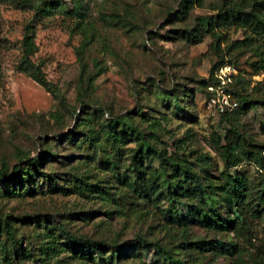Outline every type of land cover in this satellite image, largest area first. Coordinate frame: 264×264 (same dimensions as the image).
Instances as JSON below:
<instances>
[{
    "label": "rangeland",
    "instance_id": "rangeland-1",
    "mask_svg": "<svg viewBox=\"0 0 264 264\" xmlns=\"http://www.w3.org/2000/svg\"><path fill=\"white\" fill-rule=\"evenodd\" d=\"M44 1L0 0V170L6 165L11 177L30 161L39 165V174L23 180L19 191L0 178V264H169L158 247L140 246L141 240L185 264H231L232 232L186 217L191 207L212 213L211 199L170 200L156 189L162 171L178 176L170 167L175 164L219 186L225 173L260 180L264 168L243 155L229 168L222 147L235 128L247 151L261 150L264 157L262 44L232 49L250 36L233 27L222 31L218 46L204 31L191 37L201 18L219 12L222 0L194 3L186 15L184 0H87L82 22L55 9L57 0L42 12ZM59 2L65 10L79 4ZM26 36L45 86L21 67ZM221 62L254 102L229 116L231 123L207 116L200 84ZM122 128L136 133L123 136ZM137 181L147 197L137 194ZM216 200L221 217H231L219 195ZM61 227L76 238L119 247L122 256L74 247ZM259 237L264 241V234Z\"/></svg>",
    "mask_w": 264,
    "mask_h": 264
},
{
    "label": "trees",
    "instance_id": "trees-1",
    "mask_svg": "<svg viewBox=\"0 0 264 264\" xmlns=\"http://www.w3.org/2000/svg\"><path fill=\"white\" fill-rule=\"evenodd\" d=\"M12 1L17 2V0ZM86 1L87 0H79V4L73 10H65L63 5L57 0L55 2L57 3L55 9H59L63 15L70 19H76L77 22H82L87 16ZM202 1L203 0H184L183 14L186 15L194 3L200 4ZM53 6V2L46 0L43 2L41 11L49 12L53 9ZM200 22L199 30L196 31V34L193 33V35H191L193 39L200 37V31H204V33L210 35L214 39L218 46L221 44L220 37L222 31L233 27L248 31L250 36L246 37L242 42L233 43L232 49L235 50L242 45H250L255 42H260L264 49V0L255 2L252 5L248 3V0H222L219 12L214 16L201 18ZM23 45L25 48V55L21 62L22 69L24 71H29L37 82L45 86L46 82L42 77L40 68L35 66L31 60L34 53V43L31 41L30 37L26 36L23 40ZM226 65H228V63L225 62L214 64L211 68L208 80L200 83L204 88L205 103L207 101V86L215 81V72ZM243 86L241 78L239 76H233L231 93L238 101L237 103L239 106L234 111L222 115L220 117L221 123H231L232 120L229 119V116H238L241 114V109L248 110L253 107L254 102L248 101L247 98L242 95ZM261 105L264 106V101L261 102ZM114 124L116 126L120 123L116 121ZM121 133L123 136H133L136 132L135 130H131V134H128L127 130L122 128ZM228 133L229 134L224 137L225 145L222 147V150L229 168H234L242 162V160L238 158L239 155L245 156L248 161H254L261 168H264V157L261 155V150L247 151L245 142L241 140L235 128L229 130ZM135 139L138 140L137 137ZM66 142L72 143V138L67 137ZM146 149L148 151L146 152L147 154L154 152L161 167L166 166L165 160L161 157L160 153L153 151L149 146H147ZM139 155L141 157L142 152H139L137 156ZM38 166L36 160L30 161L27 168L22 170L23 172H20L21 174H19V169L16 168L15 172H13L10 177L7 173V166L3 165L0 170V178L5 182H9V187H17L16 189L12 188L13 191H19L23 180H28V182H30L34 172L36 175L39 174L37 170ZM170 167L173 168L172 171H177L178 176H173L162 171L161 182L157 185L156 192L161 191L162 194L165 192L170 196V200L174 199V197H183L184 195L204 196L205 198L211 199V205H214L216 208L212 213L203 209L197 210L191 207L187 210L186 217H189V219L190 217L205 218L217 224L216 226L221 230L232 232L231 250L229 254V256L232 257L231 264H264V241L259 237L264 234V173L258 182L251 181L244 174L225 173L222 174L223 183L219 186L211 182L205 183V180L202 182V179L196 173L185 169L179 164L171 165ZM41 177L47 180L48 183L50 182V177L44 175ZM135 190L137 194L140 195L139 197L148 196V192L141 182H135ZM217 195L221 197V203L223 204L222 208L225 209L231 217H221V211L217 210ZM172 206H175L174 202ZM176 219L180 224L183 221L182 218L179 217ZM5 230L8 236L13 237L12 229L7 223H5ZM60 231L66 241L74 247L84 245L87 249L106 248L111 251L112 258L120 259L122 256L119 247H110L103 242L91 243L81 238H76L63 227L60 228ZM139 244L144 247H158L163 253L165 261L169 264H185L182 260L175 259L171 252L164 250L157 244H151L144 240H141ZM17 245L19 246L20 244L17 243ZM16 251L17 248H14L13 252L15 253ZM6 258L5 260L7 261L8 258ZM6 264H11V262Z\"/></svg>",
    "mask_w": 264,
    "mask_h": 264
},
{
    "label": "built area",
    "instance_id": "built-area-1",
    "mask_svg": "<svg viewBox=\"0 0 264 264\" xmlns=\"http://www.w3.org/2000/svg\"><path fill=\"white\" fill-rule=\"evenodd\" d=\"M214 78L215 81L207 86L205 112L210 118H220L238 107L231 93L233 76L230 66L219 68Z\"/></svg>",
    "mask_w": 264,
    "mask_h": 264
}]
</instances>
